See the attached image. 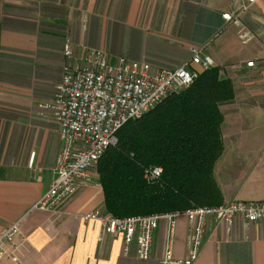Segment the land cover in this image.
<instances>
[{
	"label": "crops",
	"instance_id": "obj_1",
	"mask_svg": "<svg viewBox=\"0 0 264 264\" xmlns=\"http://www.w3.org/2000/svg\"><path fill=\"white\" fill-rule=\"evenodd\" d=\"M241 0H0V232L14 222L12 257L2 264H161L167 224L155 232L153 256L138 244L103 232L82 215L105 209L104 190L92 181L58 211L34 208L56 178L63 145L59 123L41 102L55 98L75 52L100 50L156 73L191 58L194 46L228 77L234 98L220 104L224 150L213 176L222 204L264 199V0L228 21ZM251 36L249 40L245 34ZM255 60V66L247 62ZM188 221L176 220L174 253L187 255ZM194 264H264V220L232 231L213 217Z\"/></svg>",
	"mask_w": 264,
	"mask_h": 264
},
{
	"label": "built area",
	"instance_id": "obj_2",
	"mask_svg": "<svg viewBox=\"0 0 264 264\" xmlns=\"http://www.w3.org/2000/svg\"><path fill=\"white\" fill-rule=\"evenodd\" d=\"M257 0H241L232 12H224L228 21L240 20L242 12ZM247 40L250 35L245 34ZM191 58L175 69L151 72L148 65L121 57L112 60L100 50L75 52L66 46L67 62L55 98L41 102L40 108L50 110L59 123L63 139L56 161V178L41 195L34 208L58 211L62 203L92 181V168L117 142V132L129 121L141 118L172 93L189 88L201 70L214 66L211 56L197 46ZM255 66V60L247 62ZM198 68H201L198 70ZM160 166L147 170L152 178H159ZM85 220H98L103 232L122 234L127 243L138 244L140 259L153 256L154 236L162 222L167 224V240L161 264H194L204 243L207 221L213 217L224 222L232 231L238 219L245 226L264 220L263 200H234L218 205H200L174 211L116 216L102 209L84 213ZM188 221V252L184 257L174 253L176 220ZM14 222L0 232V264L13 256L8 245L18 231ZM12 259L17 260L15 256Z\"/></svg>",
	"mask_w": 264,
	"mask_h": 264
},
{
	"label": "trees",
	"instance_id": "obj_3",
	"mask_svg": "<svg viewBox=\"0 0 264 264\" xmlns=\"http://www.w3.org/2000/svg\"><path fill=\"white\" fill-rule=\"evenodd\" d=\"M220 71L203 70L189 88L170 94L117 132L118 138L123 130L119 145L99 166L107 212L129 216L217 205L221 191L213 168L224 150L220 104L234 98L232 81ZM150 165L163 169L158 183L144 175Z\"/></svg>",
	"mask_w": 264,
	"mask_h": 264
},
{
	"label": "rangeland",
	"instance_id": "obj_4",
	"mask_svg": "<svg viewBox=\"0 0 264 264\" xmlns=\"http://www.w3.org/2000/svg\"><path fill=\"white\" fill-rule=\"evenodd\" d=\"M79 53V52H78ZM201 68H198V70H200ZM203 70H201L199 73H201ZM123 130L120 131L119 133V137L117 139V142L110 148V150L107 152V154L109 155V152H112V149L116 148L119 145V140H120V134L122 133ZM125 153L130 154V156H134L135 152L134 151H129V150H124ZM107 154L105 155V157L101 158V160H104L107 156ZM101 160H99L97 162V164L92 168V176H93V181L95 182H99L100 181V173H99V166H100V162ZM155 165H150L144 168V175L146 177V179L148 180V182L150 183H158L161 179H162V175L163 172L161 174V176L159 178H152L151 176L148 175L147 170L151 167H153ZM160 166V165H159ZM100 183V182H99ZM200 206V205H198ZM193 207V206H192ZM195 207V206H194ZM105 210V209H104ZM174 210H178V209H172V210H165V211H174Z\"/></svg>",
	"mask_w": 264,
	"mask_h": 264
}]
</instances>
